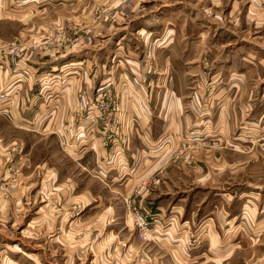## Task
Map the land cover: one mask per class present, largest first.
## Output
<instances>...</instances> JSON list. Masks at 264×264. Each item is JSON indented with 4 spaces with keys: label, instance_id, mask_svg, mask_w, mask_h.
Segmentation results:
<instances>
[{
    "label": "crops",
    "instance_id": "0c3cea01",
    "mask_svg": "<svg viewBox=\"0 0 264 264\" xmlns=\"http://www.w3.org/2000/svg\"><path fill=\"white\" fill-rule=\"evenodd\" d=\"M198 44L190 42L186 52L181 49L174 55L166 43L153 63L131 55L122 58L121 52L111 53L110 60H93L79 51L71 59L72 51H64L62 62L48 65L44 84L39 76L24 77L18 72L20 65L0 60V115L9 116L21 133L38 137L28 148L23 139H16L21 157L30 153L33 160L39 159L32 160V175L50 174L64 183L68 196L77 190L65 183L81 178L112 183L121 196L148 179L153 182L150 194L147 190L138 202L155 218L147 241L167 242L181 264L209 260L237 264V249L246 235H255L260 243L264 239V219L252 223L245 219L252 201L248 197L264 196V186H246L234 197L225 196L222 210L220 199L212 205L208 200L200 212L199 186L177 195L181 191L170 193L164 182L179 176L188 181L209 179L212 173L217 177L226 164L240 165L241 170L247 162L236 154L249 149L255 150V157L248 162L262 159L264 70L246 48L264 52V44L252 40L220 47L214 42ZM195 47L199 49L194 58ZM189 48L192 53L186 55ZM235 53H240L241 61L233 60ZM203 58L211 61L208 72L198 63ZM106 64L111 76L104 75ZM101 102L108 107L101 108ZM38 142H43L41 149ZM194 143L195 151L187 149ZM79 193L88 197L93 191L85 188ZM97 205L87 204L80 215ZM107 208L106 219L118 220L116 225L124 221L121 201ZM263 213L264 206L259 210ZM246 228H252L251 233Z\"/></svg>",
    "mask_w": 264,
    "mask_h": 264
},
{
    "label": "rangeland",
    "instance_id": "374dc122",
    "mask_svg": "<svg viewBox=\"0 0 264 264\" xmlns=\"http://www.w3.org/2000/svg\"><path fill=\"white\" fill-rule=\"evenodd\" d=\"M195 36L200 40L192 41ZM251 40L264 44V0H0V60L20 65L18 72L23 71L24 77L39 76L43 84L48 65L62 62L64 51H72L71 59H76L79 51L98 60H110L111 53L121 52L122 58L131 55L153 63L169 45L176 55L181 49L186 52L190 42L197 41L200 47L214 42L220 47L223 43L234 45ZM198 49L193 48L194 58ZM246 49L264 70V52ZM191 53L189 48L186 55ZM239 55L233 54V60L241 61ZM198 63L206 72L212 68L211 61L205 58ZM180 64L183 65L181 60ZM103 70L105 76H111L108 64ZM3 116L0 115V264H181L167 242L142 239L133 221L127 201L138 203L147 190L149 195L152 181H140L129 195L121 196L111 188L112 183L81 178L67 181L65 184L77 191L72 197L64 195V183L55 181L50 174L32 175L31 154L20 156L16 139H23L28 148L38 137L21 133L9 116ZM42 143H37L39 149ZM259 148L262 153H257L262 159L257 163L248 162L255 157V150L249 149L236 154L247 162L241 170L240 165L226 164L217 177L212 173L209 179L188 181L179 176L164 182L169 184L166 189L173 194L181 191L177 193L180 195L199 186L200 212L204 202L210 200L212 205L217 198L218 210H222L225 196L234 197L246 186H264V148ZM187 149L195 151L196 144L187 145ZM192 156L193 152L188 154ZM85 188L93 194L80 195ZM248 198L252 201L245 219L251 223L263 220L264 213L259 214V210L264 206V196L254 193ZM119 200L126 216L116 225L118 220L109 221L104 213L107 205L116 201L119 205ZM163 200L168 205L169 201ZM87 204L99 205L80 215ZM234 211L239 212L240 206L235 205ZM246 231L251 233L252 228ZM237 250V264H264V239L260 243L255 235H246ZM205 264L223 263L209 260Z\"/></svg>",
    "mask_w": 264,
    "mask_h": 264
},
{
    "label": "built area",
    "instance_id": "2783aa9c",
    "mask_svg": "<svg viewBox=\"0 0 264 264\" xmlns=\"http://www.w3.org/2000/svg\"><path fill=\"white\" fill-rule=\"evenodd\" d=\"M81 100L84 101L83 98ZM107 106L106 103H100L101 108H106ZM127 203L132 208L133 221L137 227L139 236L144 240L149 239L154 229V216L136 202L127 201Z\"/></svg>",
    "mask_w": 264,
    "mask_h": 264
}]
</instances>
